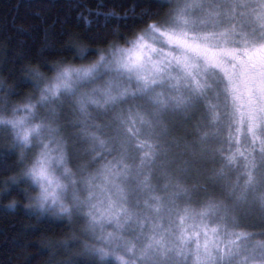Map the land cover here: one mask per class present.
<instances>
[{"label":"snow or ice","instance_id":"obj_1","mask_svg":"<svg viewBox=\"0 0 264 264\" xmlns=\"http://www.w3.org/2000/svg\"><path fill=\"white\" fill-rule=\"evenodd\" d=\"M154 7L94 61L30 69L22 99L0 82L11 185L78 225L85 264H264V0Z\"/></svg>","mask_w":264,"mask_h":264},{"label":"trees","instance_id":"obj_2","mask_svg":"<svg viewBox=\"0 0 264 264\" xmlns=\"http://www.w3.org/2000/svg\"><path fill=\"white\" fill-rule=\"evenodd\" d=\"M154 4L155 0H0V82L5 88L15 87L13 101L34 93L30 69L51 77L54 65L94 61L98 50L113 41L123 44L139 30L143 25L137 18L145 10L156 13ZM83 49L87 51L81 59ZM10 139L0 132V194L8 192L0 195V264H85V258L76 255L78 248L64 244L77 225L30 208L25 193H35L27 184L11 185L19 168Z\"/></svg>","mask_w":264,"mask_h":264},{"label":"rangeland","instance_id":"obj_3","mask_svg":"<svg viewBox=\"0 0 264 264\" xmlns=\"http://www.w3.org/2000/svg\"><path fill=\"white\" fill-rule=\"evenodd\" d=\"M87 145L86 144H79L76 146V150L73 152V156L72 159L70 161V166H74L73 168H75L77 165L81 164V161H84L88 158H90V156L87 154ZM111 157H108V159H110ZM52 215L57 216L56 214L52 213V212H48ZM78 227V225H77ZM254 231V230H253Z\"/></svg>","mask_w":264,"mask_h":264},{"label":"clouds","instance_id":"obj_4","mask_svg":"<svg viewBox=\"0 0 264 264\" xmlns=\"http://www.w3.org/2000/svg\"><path fill=\"white\" fill-rule=\"evenodd\" d=\"M83 54H85V53H83ZM54 211V210H53Z\"/></svg>","mask_w":264,"mask_h":264}]
</instances>
